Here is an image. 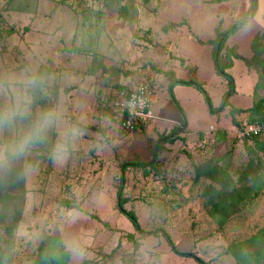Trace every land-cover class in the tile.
I'll return each mask as SVG.
<instances>
[{"label":"rangeland","instance_id":"obj_1","mask_svg":"<svg viewBox=\"0 0 264 264\" xmlns=\"http://www.w3.org/2000/svg\"><path fill=\"white\" fill-rule=\"evenodd\" d=\"M236 23L221 53L224 77L213 55L219 37ZM263 28L264 0H121L112 10L103 0H0V76L51 67L50 99L61 110L55 144L65 126L82 132L68 138L67 152L57 158L54 145L41 152L32 148L18 161L28 191L14 264H32L50 229L62 234L72 252L70 264L103 262L114 251L107 264H200L174 252L164 237H141L118 209L122 177L124 208L134 212L143 229H166L180 252H194L208 264H237L224 251L264 227V190L220 229L203 207L209 181L195 185L192 164L229 157L236 176L247 159L259 157L264 177V153L247 155L232 123V110L249 103L257 81L253 70L233 62V54L249 57L251 42ZM85 50L101 56L106 72L88 73L91 54L81 53ZM229 58L231 67L224 62ZM145 78L154 86V121L147 126L154 128L122 132L113 100ZM175 80H193L204 92L172 84ZM262 91L257 89L264 97ZM235 117L247 119L245 113ZM183 124L180 138L169 139L156 154L157 140ZM210 126L216 131L209 132ZM220 130L227 133L222 142L216 134ZM154 155L156 169L130 165L149 163ZM37 156L43 157L33 164ZM67 198L81 203L82 210L63 208L60 201ZM129 234L139 240V249Z\"/></svg>","mask_w":264,"mask_h":264},{"label":"trees","instance_id":"obj_2","mask_svg":"<svg viewBox=\"0 0 264 264\" xmlns=\"http://www.w3.org/2000/svg\"><path fill=\"white\" fill-rule=\"evenodd\" d=\"M104 4L108 9L112 10L118 5H120L121 0H103ZM221 1V0H216ZM244 21H240L241 26ZM238 23L230 27V30L227 33H223L217 43L219 48L215 49L213 59L214 67L217 73L227 77L224 74L223 69L220 67V59L222 58L221 53L223 50L225 39L228 35L237 27ZM251 55L249 57H241L238 54H233L235 60H239L243 63L249 70H253L256 74L257 81L255 83V88L253 92L252 104L249 108L245 110L233 109V126L237 129L238 132L243 131L245 124H264V97L258 95L257 89L264 90V28L259 31V33L252 40L250 45ZM91 56V62L88 68V73L95 75L98 72L102 75L106 72L107 68L102 62V58L96 52H89L85 50L81 52ZM217 60H216V55ZM223 59V58H222ZM230 61H224L228 64L229 67L233 65L231 58ZM224 60V59H223ZM223 63V62H222ZM35 74L38 77H41L45 81L44 87L46 88L47 94L38 92L34 101L33 111L37 110H46L54 108V104L50 99V91L48 88V77H51L53 70L51 67L39 66L35 71ZM179 83L189 86H194L201 91H203L202 86L193 81H183L174 82L172 84ZM229 91L228 94L231 95L234 93L231 89L233 88V81H229ZM68 88H64L66 92ZM56 92V90H52ZM204 92V91H203ZM206 94V93H205ZM207 101L209 99L207 98ZM175 105L177 103L174 101ZM115 113V112H114ZM240 113H245L247 119L244 121L238 120L235 116ZM35 115V113H34ZM118 121V120H117ZM183 127L185 124L182 125ZM145 127H138L135 132H144ZM174 130L173 134H168L162 139H158L153 151L158 154L165 146V142L171 139L172 141L179 139L180 137L176 134ZM185 130V127L183 128ZM218 139L222 142L227 138V133L225 130H220L216 133ZM57 133L52 130L49 133L48 140L42 144H36L32 148L38 151L49 150V147L55 145ZM199 137L202 139V133H199ZM163 139L164 142L162 141ZM183 139V138H181ZM237 141H241L240 136H236ZM243 146L247 150V155L250 153L253 154L257 151L259 154L264 153V140L260 137H244L242 139ZM31 148V149H32ZM255 149V150H253ZM49 153V152H48ZM154 154V153H153ZM229 156L232 155L230 152ZM189 157L190 155L187 154ZM43 156H37L32 159L33 164ZM157 155L153 156L152 160L149 163H134L130 164L132 166H137L138 168H146L151 166L155 168L157 166ZM190 158V157H189ZM232 159L229 157H213L208 158L204 162L193 165L194 172V183L195 185H204L202 184L204 180H208L209 183L205 184L203 188V207L207 210L210 217L217 219L220 229H223L230 219L241 209L249 207L252 202L257 199L262 191L264 190V177L259 169L263 168L261 158L247 159L243 164V168L239 170L236 176L232 175ZM126 166V165H123ZM122 186L119 190V207L123 213H125L130 220L132 221L135 230L140 233L143 239L154 236L156 238L164 237L169 245L172 247L173 251L177 254L194 257L198 260L200 264H208L209 262L201 259L198 256H195L194 252H180L176 247L175 242L172 240V237L169 235L168 231L164 228H157L152 231H147L142 228L138 218L133 211H127L124 208V205L127 203V200L123 196L124 190V177L121 178ZM27 178L24 173V167L18 163L14 162L10 170L3 171L0 170V264H14L15 255H16V237L17 230L22 221L25 212L26 198H27ZM60 205L63 208L70 210H82V204L75 202V199L67 198L60 201ZM128 238L134 244L135 249L140 248V242L134 237V234H129ZM122 243L119 241L117 248H121ZM115 251L111 254L106 255L102 258L103 262L95 261L91 262L84 260L82 264H107V258H110L114 255ZM225 255L235 258L237 264H264V227L257 229L250 237L234 241L230 243L225 251ZM72 260V252L67 248L64 243L62 234L56 232L53 229L46 232L44 239L40 242L37 248V253L32 264H70Z\"/></svg>","mask_w":264,"mask_h":264},{"label":"clouds","instance_id":"obj_3","mask_svg":"<svg viewBox=\"0 0 264 264\" xmlns=\"http://www.w3.org/2000/svg\"><path fill=\"white\" fill-rule=\"evenodd\" d=\"M44 85V79L31 70L0 76V170H10L13 163L23 159L33 146L45 143L52 130L61 129L58 107L33 115L37 93L47 94ZM24 121L29 123L24 125ZM80 134L78 128L63 127L52 152L53 158L67 152L70 136Z\"/></svg>","mask_w":264,"mask_h":264},{"label":"built area","instance_id":"obj_4","mask_svg":"<svg viewBox=\"0 0 264 264\" xmlns=\"http://www.w3.org/2000/svg\"><path fill=\"white\" fill-rule=\"evenodd\" d=\"M153 97L154 86L151 78H145L133 88L118 93L112 107L122 132H135L138 127H147L153 121ZM209 130L215 129L210 126ZM238 134L241 138L260 137L264 140V124H245L243 131Z\"/></svg>","mask_w":264,"mask_h":264},{"label":"crops","instance_id":"obj_5","mask_svg":"<svg viewBox=\"0 0 264 264\" xmlns=\"http://www.w3.org/2000/svg\"><path fill=\"white\" fill-rule=\"evenodd\" d=\"M233 62H238V63H240V61L239 60H234ZM243 64V63H242ZM247 68V67H246ZM248 69V68H247ZM249 70V69H248ZM250 71V70H249ZM174 82H179V80H175ZM256 83V82H255ZM176 84V83H175ZM254 88H255V85H254ZM263 93H264V91H262ZM248 99H250V101H249V103L248 104H246V105H244V106H242V107H237V108H235V109H247V108H249L250 106H251V104H252V97H253V92H252V94H250V95H248ZM246 115V114H245ZM242 119V118H241ZM153 121H154V119H153ZM185 127V126H184ZM183 127V128H184ZM146 129H152V128H154V126H153V123L150 125V127H145ZM178 127H175V128H172L171 130H172V132L174 131V130H176ZM183 128L180 130V128L176 131V134H179L180 132L182 133V130H183ZM215 130L214 131H216V128H214ZM120 130V129H119ZM145 130V129H144ZM121 131V130H120ZM146 131V130H145ZM165 131V130H164ZM209 132H213V131H210V130H208ZM171 132V134H173ZM170 134V135H171ZM202 134H204V133H202ZM181 135V134H180ZM198 135V134H197ZM197 135H193V137L195 136H197ZM236 136H239V134H237L236 133ZM193 137L192 136H190V137H185V139L186 138H192V140H193ZM241 138V137H240ZM242 139L243 138H241V141L240 142H242ZM165 139H163L162 141H164ZM178 140V139H177ZM186 141L188 142V139H186ZM243 145V144H242ZM245 147V146H244Z\"/></svg>","mask_w":264,"mask_h":264},{"label":"water","instance_id":"obj_6","mask_svg":"<svg viewBox=\"0 0 264 264\" xmlns=\"http://www.w3.org/2000/svg\"><path fill=\"white\" fill-rule=\"evenodd\" d=\"M217 49H218V48H217ZM217 55H218V54H216V60H217Z\"/></svg>","mask_w":264,"mask_h":264}]
</instances>
